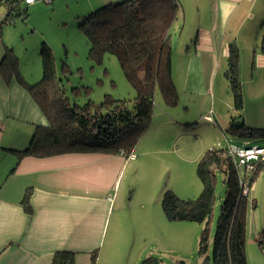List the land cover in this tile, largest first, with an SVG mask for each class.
<instances>
[{
    "label": "rangeland",
    "instance_id": "obj_1",
    "mask_svg": "<svg viewBox=\"0 0 264 264\" xmlns=\"http://www.w3.org/2000/svg\"><path fill=\"white\" fill-rule=\"evenodd\" d=\"M182 9L183 19L178 18L179 10L170 30L177 105L167 107L159 94L155 96L151 123L131 157L125 160L113 186L109 223L110 228L120 224L122 230L130 229L126 243L133 242L134 251L144 253L143 259L155 257L161 264H203L205 259L198 254V239L204 224L167 221L161 209L162 193L169 190L180 199L198 197L201 183L196 166L202 155L212 148L238 147L245 141L228 132L229 122L238 115L232 109L233 95L224 77L226 58L212 59L205 73L193 65L187 74L182 67L177 68L182 51H188L189 58L195 56L198 28L195 12ZM88 13L82 0L38 1L28 7L26 19L15 18L13 25L4 26L2 41L12 48L18 71L30 82L41 78L40 45L49 47L59 87L77 105L88 101L98 105L106 95L132 101L135 91L113 55H104L101 62L88 58L89 46L79 29ZM5 14L0 6L1 20ZM229 44L237 49L242 122L247 128H264V69H251L253 48L228 42L227 49ZM257 47L260 50V41ZM258 145L264 146V141ZM254 171L240 173L247 178ZM224 193L222 178L217 175L208 257ZM245 222L247 264H264V252L257 243L261 238L264 247V171L258 173L249 188Z\"/></svg>",
    "mask_w": 264,
    "mask_h": 264
},
{
    "label": "trees",
    "instance_id": "obj_2",
    "mask_svg": "<svg viewBox=\"0 0 264 264\" xmlns=\"http://www.w3.org/2000/svg\"><path fill=\"white\" fill-rule=\"evenodd\" d=\"M5 18L0 31L15 18L28 15V6L22 0H0ZM79 25L89 46L88 58L101 62L104 55H113L120 69L135 91L132 101L115 100L104 96L95 105L88 101L77 105L69 101L59 87L52 52L45 44L39 48L42 74L35 83H27L18 71V61L11 48L4 46L0 60V75L7 80L15 78L29 93L47 120L46 126L35 127L28 147L16 152L18 158L53 157L67 153H101L128 157L141 136L148 129L154 105L159 94L167 107L177 105V90L172 75L173 23L179 13L177 0H122L95 10H88ZM264 53V35L260 42ZM224 77L233 95V111L238 118L231 119L228 132L241 138L238 147L262 146L264 128H247L242 122L243 96L238 75L237 49L229 44ZM74 93V90H73ZM240 120V121H239ZM254 173L243 176L237 160L227 148H212L199 159L196 175L201 191L194 199H180L172 191L161 195V209L169 222L204 224L198 239V254L208 264H247L245 252L246 212L248 192L255 177L264 171V160L253 161ZM243 172V171H242ZM217 175L225 188L219 208L216 229L209 248V223L215 203ZM247 189V194L244 190ZM27 190L21 202L31 215ZM251 207L254 201H251ZM264 252L263 243L257 239ZM74 254L58 251L51 264H74ZM95 253L92 254V263ZM140 264H161L155 257H146Z\"/></svg>",
    "mask_w": 264,
    "mask_h": 264
},
{
    "label": "crops",
    "instance_id": "obj_3",
    "mask_svg": "<svg viewBox=\"0 0 264 264\" xmlns=\"http://www.w3.org/2000/svg\"><path fill=\"white\" fill-rule=\"evenodd\" d=\"M120 1L82 0L90 11ZM177 2L178 18L183 19L182 8L191 9L198 24L195 56L189 58L188 51H182L177 68L187 74L193 65L205 73L212 59L224 57L227 61L226 43L237 42L253 48L251 69H264V53L257 47L264 35V0ZM2 35L3 29L0 60L4 46L10 48ZM174 57L173 53V81ZM22 78L29 84L35 82ZM46 125L45 116L25 88L15 78L5 80L0 75V264H51L58 251L73 253L74 264H140L144 253L134 251L130 240L126 243L130 229L122 230L120 224L109 227L112 189L130 155L67 153L19 159L16 152L28 147L35 127ZM140 141L142 137L137 146ZM27 190L31 192V215L21 204Z\"/></svg>",
    "mask_w": 264,
    "mask_h": 264
},
{
    "label": "built area",
    "instance_id": "obj_4",
    "mask_svg": "<svg viewBox=\"0 0 264 264\" xmlns=\"http://www.w3.org/2000/svg\"><path fill=\"white\" fill-rule=\"evenodd\" d=\"M38 1L51 2V0H22V3L30 6ZM227 149L229 154L236 158L237 167L240 171L251 172L254 170L253 161L258 162L264 160V146L227 147ZM247 191L245 189L244 194H247Z\"/></svg>",
    "mask_w": 264,
    "mask_h": 264
}]
</instances>
